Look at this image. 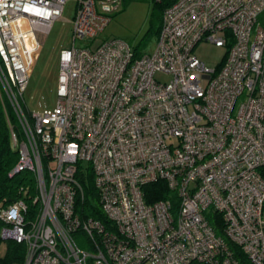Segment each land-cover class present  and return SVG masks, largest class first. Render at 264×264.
<instances>
[{
	"label": "built area",
	"instance_id": "built-area-1",
	"mask_svg": "<svg viewBox=\"0 0 264 264\" xmlns=\"http://www.w3.org/2000/svg\"><path fill=\"white\" fill-rule=\"evenodd\" d=\"M68 1L0 0V96L18 122L7 115L15 172L35 173L39 204L31 219L23 200L2 209V238L25 244V264H240L227 238L264 264V0H174L150 54L120 39L77 48L125 0H73L57 106L31 114L39 36ZM204 41L228 51L215 69L196 54ZM91 176L110 229L77 210ZM158 181L177 208L146 202Z\"/></svg>",
	"mask_w": 264,
	"mask_h": 264
},
{
	"label": "rangeland",
	"instance_id": "rangeland-1",
	"mask_svg": "<svg viewBox=\"0 0 264 264\" xmlns=\"http://www.w3.org/2000/svg\"><path fill=\"white\" fill-rule=\"evenodd\" d=\"M128 4L112 16L105 30L95 39L78 40L77 48L97 47L104 41L120 39L126 41L134 50L141 54L152 53L157 45L156 29L159 21L155 8V0H127ZM76 3L67 2L62 17L51 27L47 36H39L40 51L30 73L29 84L24 94L25 108L31 114L53 111L57 106L60 56L74 43V19ZM262 23V22H261ZM227 49L218 48L210 42H201L196 54L209 69H215L222 64ZM168 81V77H160ZM81 247L83 240H78ZM7 241L0 246V256H4Z\"/></svg>",
	"mask_w": 264,
	"mask_h": 264
},
{
	"label": "trees",
	"instance_id": "trees-1",
	"mask_svg": "<svg viewBox=\"0 0 264 264\" xmlns=\"http://www.w3.org/2000/svg\"><path fill=\"white\" fill-rule=\"evenodd\" d=\"M174 0H155V8L158 14V28L156 29L159 36L161 31L162 14L167 7L172 5ZM128 2L124 1L123 7L126 8ZM260 21L264 23V14ZM228 52V51H227ZM9 116L10 123L19 132L18 122L6 100L0 96V212L2 209L9 207L13 203L23 200L29 208V218L35 216L39 204L35 203L38 197L37 178L32 170H24L15 172V168L19 160V151L14 146L11 135V128L7 118ZM19 134V133H18ZM89 182L83 183L85 199L77 202V210L80 212V218L87 220L89 218L99 220L108 229L112 227L105 213L100 210L96 193L92 185V176ZM146 202L153 204L156 202L171 200L175 208L178 206V196L171 191L165 181L144 187ZM209 222L216 226L218 235L225 238L224 224L222 218L218 215L211 216ZM6 223L0 217V246L3 243L2 230L6 228ZM227 244L233 252L235 258L240 264H251L248 257L235 244L231 243L228 238ZM26 262V246L23 243H17L13 240L7 241V249L4 256H0V264H25ZM192 264H201L193 262Z\"/></svg>",
	"mask_w": 264,
	"mask_h": 264
},
{
	"label": "clouds",
	"instance_id": "clouds-1",
	"mask_svg": "<svg viewBox=\"0 0 264 264\" xmlns=\"http://www.w3.org/2000/svg\"><path fill=\"white\" fill-rule=\"evenodd\" d=\"M5 240V239H4ZM8 241V240H7Z\"/></svg>",
	"mask_w": 264,
	"mask_h": 264
},
{
	"label": "crops",
	"instance_id": "crops-1",
	"mask_svg": "<svg viewBox=\"0 0 264 264\" xmlns=\"http://www.w3.org/2000/svg\"><path fill=\"white\" fill-rule=\"evenodd\" d=\"M4 240V239H3ZM7 241V240H6Z\"/></svg>",
	"mask_w": 264,
	"mask_h": 264
}]
</instances>
